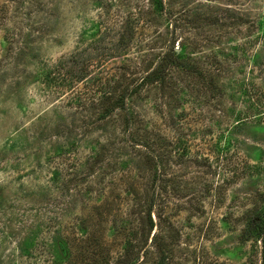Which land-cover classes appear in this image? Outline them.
Segmentation results:
<instances>
[{
  "label": "rangeland",
  "instance_id": "374dc122",
  "mask_svg": "<svg viewBox=\"0 0 264 264\" xmlns=\"http://www.w3.org/2000/svg\"><path fill=\"white\" fill-rule=\"evenodd\" d=\"M118 33L74 89L43 78ZM169 51L193 70L100 116ZM263 197L264 0H0V264H260Z\"/></svg>",
  "mask_w": 264,
  "mask_h": 264
},
{
  "label": "trees",
  "instance_id": "16d2710c",
  "mask_svg": "<svg viewBox=\"0 0 264 264\" xmlns=\"http://www.w3.org/2000/svg\"><path fill=\"white\" fill-rule=\"evenodd\" d=\"M152 2L154 3L155 8H162V0H152ZM132 36L133 33L131 37L118 33L117 38L115 39L116 41H110L111 44L108 47L102 46V43L98 42L94 46V49L99 51L96 54L88 53L82 57L79 55L78 51L77 54L72 57L63 59L54 69L50 71L47 69L44 71V73H42L43 78L47 84L54 83L58 86H69L74 89L76 87V82L79 83V81L86 79L85 74L89 71L90 65L93 64L91 62H94V59H98V62L101 63L103 61V56L116 57V54L126 52L132 42ZM102 40L104 39H101L100 41ZM171 65L193 70L192 64L187 66L179 55L169 51L164 53L152 70L147 71L139 79H133V84L123 85L119 80H114V82H110V87L107 91L106 86L104 85L102 94L98 96L102 106V113L100 116L104 117L117 108L127 111V98L133 93L138 92L139 88L147 83L156 81L164 82L166 71ZM74 98L79 101L78 95L73 97V99ZM82 105H84V103H82ZM124 122L127 129L131 128L132 114L125 117ZM244 234L247 237L255 238L260 244V264H264V197L261 204L256 205L247 218ZM134 246L135 244L132 241H128L122 256H130L133 253Z\"/></svg>",
  "mask_w": 264,
  "mask_h": 264
}]
</instances>
